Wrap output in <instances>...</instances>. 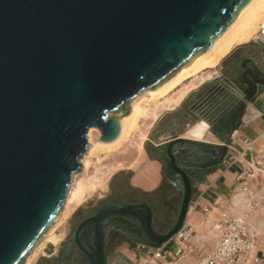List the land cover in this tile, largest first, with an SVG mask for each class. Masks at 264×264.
Masks as SVG:
<instances>
[{
    "label": "water",
    "instance_id": "obj_1",
    "mask_svg": "<svg viewBox=\"0 0 264 264\" xmlns=\"http://www.w3.org/2000/svg\"><path fill=\"white\" fill-rule=\"evenodd\" d=\"M249 1L0 0V264H23L62 214L84 166L89 129L100 130V142L116 139L132 99L189 67ZM251 43L249 54H236L233 67L191 105L196 121L208 124L205 135L220 143L177 131L158 138L166 144L164 173L182 180L174 222L161 231L148 202L104 201L69 237L92 264H109L112 225L154 247L182 227L194 179L175 146L221 162L247 108L264 109V35Z\"/></svg>",
    "mask_w": 264,
    "mask_h": 264
},
{
    "label": "crops",
    "instance_id": "obj_2",
    "mask_svg": "<svg viewBox=\"0 0 264 264\" xmlns=\"http://www.w3.org/2000/svg\"><path fill=\"white\" fill-rule=\"evenodd\" d=\"M257 32L259 33V29ZM256 35L236 41L225 54L221 55L217 64L212 69H208L209 73L204 74L202 71L199 75H193L194 78L193 76L189 77L192 78V83L187 86L182 85V83L179 84L172 92L170 91L169 94L167 93L164 97L155 100L154 105L147 106L148 113L141 119L138 128L147 129V132H149L167 113L173 114L181 109L188 110L199 95L198 87L218 82L222 75L233 67L236 54H249L252 47L251 42ZM220 62L224 64L220 65L217 70L215 67ZM262 99L264 100V95ZM197 124L202 123L198 122L190 126L187 122L179 135L194 136L191 129ZM199 135L194 137H202V139L216 144L220 143L214 135L209 134L210 137L206 136L205 131L199 132ZM254 137L257 139L255 152L264 155V109L260 110L250 105L245 112L242 123L235 129L233 141L221 162L212 163L215 156L207 153L210 157L209 162L202 167L200 166L202 169L196 170L197 165L189 164L184 158L181 159L194 179V195L185 219L188 224L193 226V233L190 238L191 247L181 258L182 264H207L206 256L219 238V231L215 227L216 221L222 217L233 215H246L250 229L257 232L259 237L258 253L264 254V171L253 177L255 187L253 193L250 194L242 189L241 182L237 177L242 168L241 160H244L245 157L239 156V159L235 160L238 152L245 145L244 139ZM158 138L163 140L165 135ZM157 142L158 139L155 143L158 144ZM201 152L204 153L199 149L198 152H195V156H201ZM155 155L156 157H152L147 148L142 145L132 158H120L118 166L111 174L124 175L133 188H139L137 190L143 192H152L162 186V182L170 180L163 172V162L157 158L159 154ZM175 191V193L168 191L170 196L173 195V200L180 190ZM180 200L174 202L175 211L171 219L172 223L177 215ZM76 201L78 202V200ZM137 245H140V243L135 245L131 242L118 244L111 253L109 264H132L130 249H134ZM243 264L254 263L247 261Z\"/></svg>",
    "mask_w": 264,
    "mask_h": 264
},
{
    "label": "flooded vegetation",
    "instance_id": "obj_3",
    "mask_svg": "<svg viewBox=\"0 0 264 264\" xmlns=\"http://www.w3.org/2000/svg\"><path fill=\"white\" fill-rule=\"evenodd\" d=\"M262 28H264V26ZM212 85L209 84L208 86L202 87V89L198 92V94L200 95L201 93L207 91ZM194 121H196V118L191 114V106H189L188 110L181 109L178 112L169 115L165 119L162 118L155 125L158 126V128L156 129L154 138L158 139L159 135H165L166 137L172 131H177L179 134L182 131V129L187 125V122L190 124L191 122ZM198 122L196 121L190 126ZM175 149H176V155L185 169L186 167L182 163L183 160H181L183 158L189 164L197 165L195 167L196 170L202 169L201 167L207 164L210 160L209 155L205 152L204 153L201 152L202 155L196 157L195 152H198L199 150L196 147H191V146L185 147V146H180L178 144L175 146ZM165 151H166V144H159V143L156 144L155 142H153L152 145L149 146V150H148V152L159 154V156L165 154ZM169 178L170 180L168 179L162 182V186L158 187V189L152 192H143L133 188L127 182L126 176L118 175L116 179L113 181L111 192L106 199H103L101 202L97 204H86L77 207L75 209L74 215L71 218L70 230L66 235V237L62 239V242L58 250L57 251L51 250L50 253L42 257L37 264H92L89 257L79 248L77 243L73 239L71 238L69 239V237L72 234L73 230L76 228V226L86 217L91 215L106 200H118V201H127V202H138V201L148 202L149 204L152 205L154 209L153 223L155 227L161 231L168 229L169 228L168 224L171 221L172 217L174 216V211H175L174 202L176 200V198H174V200L172 199L173 195L170 196L168 191H170V193L173 192L175 193L176 192L175 190H182V180L179 174L174 173L172 174V178L171 177ZM115 218L124 222L126 225L133 228L134 230L142 233V230L137 226V224L129 220L128 218L122 216H117ZM131 240H135V239L131 238L126 232H124L120 228L115 227L113 225L110 226L106 238V250L108 252L109 260L111 253L118 244L130 243Z\"/></svg>",
    "mask_w": 264,
    "mask_h": 264
},
{
    "label": "rangeland",
    "instance_id": "obj_4",
    "mask_svg": "<svg viewBox=\"0 0 264 264\" xmlns=\"http://www.w3.org/2000/svg\"><path fill=\"white\" fill-rule=\"evenodd\" d=\"M262 29L263 28H259V32H262ZM223 64V62H220L215 68L218 70V67ZM203 73H209V71L205 70ZM195 76H193V78ZM190 83H192V78L186 79L182 85L187 86ZM208 85L209 84H204L199 86V91L202 89V87ZM141 95L138 101L142 106L145 115L148 113L147 106L150 104L154 105L155 100L151 99L149 93L145 90L142 91ZM144 115L140 118L138 126L135 128V130H133L129 137L118 147L107 150L106 148L99 149L94 147L92 144L88 145V151L82 158L84 166L73 176L70 187V193L72 192V195L66 200L64 216H62L61 220L57 222L53 230L50 231L49 237H43L44 239L42 238V244L38 247L33 255H29L26 258L24 264H37L40 259L48 255L51 250L57 251L62 239L66 237L70 230L71 218L74 215L76 207L86 204H97L108 197L112 189V183L117 177V175H112L111 173L118 166V160H120V158H132V156L137 153L138 149L142 145H144L146 148V144L151 146L153 142H156L154 134L158 126H155L152 130H149V132H147V129L138 128L139 123ZM169 115L171 114L167 113L163 118L165 119ZM99 136L100 131L98 132V129H95L92 133V141H98ZM206 136L210 137L209 134ZM76 200H78V202ZM141 244L142 243L137 245L134 249H130V253H132V256L130 257L132 264H136L140 257V254L143 250Z\"/></svg>",
    "mask_w": 264,
    "mask_h": 264
},
{
    "label": "built area",
    "instance_id": "obj_5",
    "mask_svg": "<svg viewBox=\"0 0 264 264\" xmlns=\"http://www.w3.org/2000/svg\"><path fill=\"white\" fill-rule=\"evenodd\" d=\"M256 140V137L245 138V145L235 157V160L239 156L245 157L241 160L242 168L237 177L242 189L250 194L255 187L253 177L264 171V155L255 152ZM215 227L219 231V238L206 256L207 264L264 263V254L258 253V234L250 229L245 214L222 217L216 221ZM192 233L193 226L185 221L162 245L141 244L143 250L136 264H182V256L191 247Z\"/></svg>",
    "mask_w": 264,
    "mask_h": 264
},
{
    "label": "bare ground",
    "instance_id": "obj_6",
    "mask_svg": "<svg viewBox=\"0 0 264 264\" xmlns=\"http://www.w3.org/2000/svg\"><path fill=\"white\" fill-rule=\"evenodd\" d=\"M263 26H264V0H250L240 10V12L234 18V20L227 26V28L224 30V32L221 34V36L217 39V41L212 45V47L209 50H207L205 53L200 55L189 67L182 69L173 79L168 81L166 84L161 86L159 89L153 91L150 88H148V89H145V91L148 92L150 95V98L154 100H158L162 96L164 97V95H167V93L169 94L170 91L172 92V90L175 87L183 83L189 77L193 75H198L202 71L212 69L217 64L221 55L225 54L233 46V44L236 41H241L254 34L255 35L257 34L256 36H258L259 33L257 31L259 28H262ZM262 34L264 35V31ZM141 93H139L136 97L132 99L131 103H132L133 111L129 116L124 118L121 132L116 139L108 143H103V142H100L99 140L96 142H93L92 133L95 129H98V128L91 127L88 132L89 144L90 145L92 144L94 145V147H97L99 149L106 148L107 150L114 149L118 147L120 144H122V142L129 137L132 131L135 130V128L138 126V122L140 118L144 115L143 108L138 101ZM200 122L202 124H197L193 127V129H191L193 132L192 135L200 136L199 132L201 133L202 131L206 130L208 124L204 120H201ZM99 131L100 130L98 129V132ZM71 195H72V192L70 193V189H69L66 200L70 198ZM64 207H65V204H64ZM64 214H65V210L64 212H62V214L56 220V222H54L49 227V229L45 233L46 235L43 236L44 238L49 237L50 231L53 230L57 222L61 220ZM41 240L36 244V246L34 247V249L29 255H33L36 252L38 247L42 244Z\"/></svg>",
    "mask_w": 264,
    "mask_h": 264
},
{
    "label": "trees",
    "instance_id": "obj_7",
    "mask_svg": "<svg viewBox=\"0 0 264 264\" xmlns=\"http://www.w3.org/2000/svg\"><path fill=\"white\" fill-rule=\"evenodd\" d=\"M146 148L149 150V144H148V145L146 144ZM150 155H151L152 157H156V155H155L153 152H150ZM157 158H159V159L163 162V164H164V166H165V160H164V158H163L162 156H157ZM163 172H164V167H163ZM164 177H165V175H164ZM137 189H139V188H137ZM181 196H182V190H180V191H179V194H177L176 200H177L178 202H179ZM171 224H172V221L168 224V227H169ZM131 243H132L133 245H135V244H137L138 242L135 241V240H131Z\"/></svg>",
    "mask_w": 264,
    "mask_h": 264
}]
</instances>
